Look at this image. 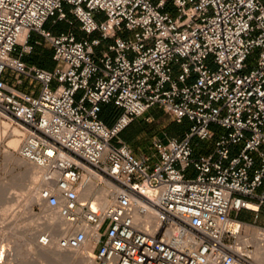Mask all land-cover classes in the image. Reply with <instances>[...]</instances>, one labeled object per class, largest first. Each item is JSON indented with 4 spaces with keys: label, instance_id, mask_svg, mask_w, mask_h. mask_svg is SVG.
I'll return each instance as SVG.
<instances>
[{
    "label": "built area",
    "instance_id": "obj_1",
    "mask_svg": "<svg viewBox=\"0 0 264 264\" xmlns=\"http://www.w3.org/2000/svg\"><path fill=\"white\" fill-rule=\"evenodd\" d=\"M37 44L53 68L25 60ZM155 105L192 124L139 154L120 134ZM0 118L89 264H264V0H0Z\"/></svg>",
    "mask_w": 264,
    "mask_h": 264
},
{
    "label": "rangeland",
    "instance_id": "obj_2",
    "mask_svg": "<svg viewBox=\"0 0 264 264\" xmlns=\"http://www.w3.org/2000/svg\"><path fill=\"white\" fill-rule=\"evenodd\" d=\"M71 18L73 20V23L71 24L72 28L74 30H80L79 22L75 20L73 16H71ZM50 24H51V20L47 22V26H49ZM59 26L60 28L61 27L64 28L68 26V23L66 21H62L59 23ZM45 45L46 44H37V48L38 49L45 48L46 47ZM258 49L259 48H255L252 54L249 56L250 67L253 65L255 61V57L258 53ZM37 54H38V50L34 52L31 55V57H29L30 60L36 62L38 58ZM9 81L12 84H15L14 78L10 76V74H9ZM17 85L20 88L29 87L30 80L24 78L23 83ZM149 111H153V113L157 112L158 115L156 117H154L151 113L141 115L135 118L133 123L129 125L127 129V137L129 139L128 142L131 143L133 149L139 154L142 152H147V153L153 152L152 139L155 134L163 135V133L167 131L171 134L182 135L184 131L187 130L189 126L192 124V121L189 120L188 118H184L182 121L176 120L172 115L167 113L163 108L159 107L158 105L153 106ZM0 122L2 124L3 122H6V120L0 118ZM211 128L215 130L217 133L225 130L224 128L214 123L211 124ZM11 133H12V126L8 130H4L3 126H1L0 251L2 250V248L4 249V257H5V259L3 258L4 261L2 262V264H16V263L17 264H65L63 263V261L59 259L58 260L49 259L45 256L37 257V258L32 257V259L30 257L23 256L22 258V255L18 253V251L22 252L24 246H26V244L29 242L31 235L29 233L26 234L25 230H27L26 228L29 227L31 222L30 220H32L33 218L36 220H42L43 219L42 217L41 218L38 217L44 216L47 210L49 211V209H47L44 206H38L36 204V199L34 201L27 200L24 194L27 188L22 186V184L20 183L21 172L24 169H26V165L24 166V164H20L17 162V158L21 157L17 149H13L16 159L10 160L6 158L4 153L5 149L8 147L7 145L8 140L12 137ZM121 137L125 140L127 139L122 135ZM214 141H215V137L208 139L194 137L193 139V143L197 147V152L212 151L214 149ZM8 195L10 196L7 197ZM6 205L8 206L6 207ZM234 214L237 213L234 212ZM238 215L239 217L244 219H252V214L248 210H242L240 213H238ZM2 226L4 229H2ZM43 230H49V229L45 228ZM43 230H41L39 235L36 236L35 241H38V238ZM26 237L28 238L26 239ZM89 247L91 248L90 245ZM64 262H66V260Z\"/></svg>",
    "mask_w": 264,
    "mask_h": 264
},
{
    "label": "bare ground",
    "instance_id": "obj_3",
    "mask_svg": "<svg viewBox=\"0 0 264 264\" xmlns=\"http://www.w3.org/2000/svg\"><path fill=\"white\" fill-rule=\"evenodd\" d=\"M1 126H3L4 130H8L10 128V125L7 122H3L2 124L0 122V141H1ZM19 132H20V130L17 127L13 128L12 133H11L12 137L8 140V143H7L8 147L4 151L6 158H8L10 160L16 159L13 149H17L19 146V143H20ZM17 162L20 164H24V166L26 165V169H24L21 172L20 183L22 184V186L27 188L25 193H24L27 200L28 201H34L35 200V192H36L37 187H39L40 185L45 183L43 180L42 170H41V168H39L36 165L28 162L27 160H25L22 157H18ZM10 195H11V193H10ZM10 195H8L7 197H9ZM7 206L8 205H6V207ZM44 207H46V206H44ZM5 208H3V209H5ZM46 208L49 209L48 207H46ZM41 217L43 218L42 220H36L34 218L32 220H30L31 221L30 225L28 228H26L27 230H25L26 234L29 233L31 236H30L29 242L28 243L26 242L27 243L26 246H24V248L22 249V252L17 250L18 253L20 255H22V258H23V256L30 257L31 259H32V257L37 258V257L45 256L49 259H54V260L59 259V260L63 261V263H65V264H89L90 263V259L87 256H85V254H84V251L86 249L90 248L89 244L84 245L80 249L62 248V247L58 246L57 238L59 235L64 233V231L61 229V226L63 225L64 221L57 214V212L47 210V212L45 213L44 216H39L38 218H41ZM45 228H48L49 231L52 233L53 240H52V243L49 245H43L40 242L35 241L36 236H38L40 231L45 229ZM2 229H4L3 226H2ZM27 238L28 237H26V239ZM1 254H2L3 258L5 259L3 248H2ZM3 258L0 259L1 264L4 261ZM65 260H66V262H64Z\"/></svg>",
    "mask_w": 264,
    "mask_h": 264
},
{
    "label": "trees",
    "instance_id": "obj_4",
    "mask_svg": "<svg viewBox=\"0 0 264 264\" xmlns=\"http://www.w3.org/2000/svg\"><path fill=\"white\" fill-rule=\"evenodd\" d=\"M66 27H61L60 28V26L58 25V26H55V27H53V29H54V31L55 32H58V31H60V30H62V29H65ZM36 48V47H35ZM37 50H38V58H37V62L38 63H40V64H43L44 63V61H43V59H45L46 57H48V56H51L52 57V55H51V52H47V51H45V49H38L37 48ZM117 113H118V110H117V108L113 105V104H105L104 106H103V110H102V112H101V116H102V118L107 122V123H111V122H113V120L115 119V117L117 116ZM150 113L154 116V117H156L158 114H157V112L156 113H153V111H150ZM129 125H131V123L129 124ZM128 125V126H129ZM127 129H128V127H126L122 132H121V135L122 136H124L125 138H127L128 139V137H127ZM185 132V131H184ZM169 133V132H168ZM169 134H171V133H169ZM171 135H176V134H171ZM129 140V139H128ZM196 150H197V147H196Z\"/></svg>",
    "mask_w": 264,
    "mask_h": 264
},
{
    "label": "crops",
    "instance_id": "obj_5",
    "mask_svg": "<svg viewBox=\"0 0 264 264\" xmlns=\"http://www.w3.org/2000/svg\"><path fill=\"white\" fill-rule=\"evenodd\" d=\"M46 26H47V23H46ZM50 26V25H49ZM69 26H67L65 29H67ZM76 32H77V34L78 35H82V32L80 31V30H76ZM32 37L33 38H35V37H37V34L36 33H33L32 34ZM46 47L45 48H42V49H45V51H47V52H51V55H52V49L50 48V46L49 45H45ZM37 51V45H36V48H35V50H34V52H36ZM33 52V53H34ZM29 57H31V56H27V57H25V60L27 61V62H29V63H33V64H37V65H39V66H41V67H44V68H48V69H51V68H53V65H54V61H53V59H52V57L51 56H48V57H46L45 59H43V61H44V63L43 64H40V63H38L37 61L36 62H33V61H31L30 60V58ZM118 110V109H117ZM147 113H149L150 114V111H148V112H146V114ZM137 118V117H136ZM134 121V120H133ZM133 121L131 122V124L133 123ZM112 123V122H111ZM128 127V126H127ZM126 141L128 142L129 140L128 139H126ZM129 143V142H128ZM131 144V143H130Z\"/></svg>",
    "mask_w": 264,
    "mask_h": 264
}]
</instances>
